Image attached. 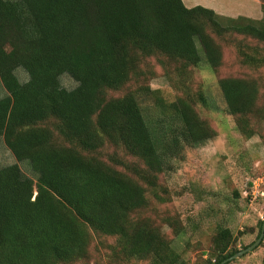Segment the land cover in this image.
<instances>
[{"label":"trees","instance_id":"trees-1","mask_svg":"<svg viewBox=\"0 0 264 264\" xmlns=\"http://www.w3.org/2000/svg\"><path fill=\"white\" fill-rule=\"evenodd\" d=\"M229 44L241 66L264 69V17L227 19L183 0H0V138L36 175L17 163L0 168V264H78L95 237L115 240L109 264H190L165 232L180 238L181 220L165 215L159 226L145 212L151 200L171 201L160 181L167 163L218 136L190 76L216 73ZM152 59L181 93L175 100L150 87ZM63 76L77 87L65 89ZM218 85L236 130L264 142L258 81ZM238 239L218 223L208 258L194 264H221L251 246Z\"/></svg>","mask_w":264,"mask_h":264},{"label":"rangeland","instance_id":"rangeland-1","mask_svg":"<svg viewBox=\"0 0 264 264\" xmlns=\"http://www.w3.org/2000/svg\"><path fill=\"white\" fill-rule=\"evenodd\" d=\"M262 9L261 0H224L219 11L227 19L262 20ZM150 62L156 75L149 82L150 87L161 91L166 100H175L181 93L175 91L166 80L164 69L157 61L152 59ZM194 71L190 76V87L193 93L204 92L210 105L209 109L199 105L198 110L218 136L203 146L185 149L180 158L167 163L166 175H161L160 181L169 189L171 201L160 205L151 200V207L145 212L146 216L157 219L159 226L162 224L160 218L165 215H174L181 220L184 233L180 238H176L171 229H165V232L173 248L190 264L208 258L206 251L218 223L234 232L239 238L238 247L242 248L257 241L259 222L264 219V197L253 200L247 195L254 187L256 191L264 193L263 139L256 136L248 140L236 130L234 118L226 112L218 85L219 80L225 77L254 79L264 93V69L253 70L241 66L234 46L229 44L223 46V63L216 73L207 68ZM17 75L22 82L28 81L23 70H19ZM61 83L67 90L77 87V83L68 76H63ZM135 87L131 84L128 89ZM5 96L6 91L0 84V99ZM146 113L149 116L156 114L152 109L146 110ZM129 159L126 160L130 162ZM16 163L26 176L36 181L29 164L18 163L3 138H0V168ZM113 243L115 240L112 238L95 237L89 259L78 264H109V251L105 247ZM263 257L264 248L261 247L235 264H262Z\"/></svg>","mask_w":264,"mask_h":264},{"label":"crops","instance_id":"crops-1","mask_svg":"<svg viewBox=\"0 0 264 264\" xmlns=\"http://www.w3.org/2000/svg\"><path fill=\"white\" fill-rule=\"evenodd\" d=\"M183 3L189 9L200 6L206 9L213 10L215 11V13L221 16H225L223 13H220L219 11V8L222 6V3H224V0H183Z\"/></svg>","mask_w":264,"mask_h":264},{"label":"water","instance_id":"water-1","mask_svg":"<svg viewBox=\"0 0 264 264\" xmlns=\"http://www.w3.org/2000/svg\"><path fill=\"white\" fill-rule=\"evenodd\" d=\"M263 240H264V219H263V226H262V232H261L260 238L253 245L248 247L246 250H243V251L237 253L236 255L230 257L229 259L225 260L221 264H228L234 260L241 259L243 256H245V255L253 252L255 249H257L261 245Z\"/></svg>","mask_w":264,"mask_h":264},{"label":"built area","instance_id":"built-area-1","mask_svg":"<svg viewBox=\"0 0 264 264\" xmlns=\"http://www.w3.org/2000/svg\"><path fill=\"white\" fill-rule=\"evenodd\" d=\"M250 196L253 200H257L259 197H264V193L261 191H256V187H254L253 190L250 191Z\"/></svg>","mask_w":264,"mask_h":264}]
</instances>
